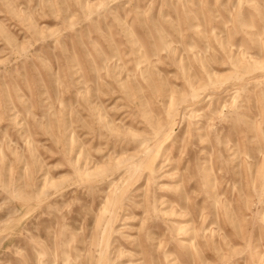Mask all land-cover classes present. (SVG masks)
I'll use <instances>...</instances> for the list:
<instances>
[{"label": "rangeland", "instance_id": "374dc122", "mask_svg": "<svg viewBox=\"0 0 264 264\" xmlns=\"http://www.w3.org/2000/svg\"><path fill=\"white\" fill-rule=\"evenodd\" d=\"M0 264H264V0H0Z\"/></svg>", "mask_w": 264, "mask_h": 264}]
</instances>
